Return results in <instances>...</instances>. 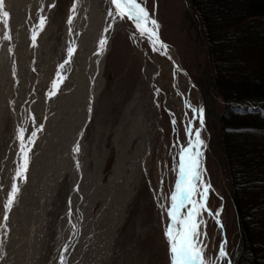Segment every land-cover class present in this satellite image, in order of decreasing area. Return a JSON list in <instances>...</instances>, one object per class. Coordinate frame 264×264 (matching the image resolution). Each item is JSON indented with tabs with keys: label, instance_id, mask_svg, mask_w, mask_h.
Listing matches in <instances>:
<instances>
[{
	"label": "bare ground",
	"instance_id": "obj_1",
	"mask_svg": "<svg viewBox=\"0 0 264 264\" xmlns=\"http://www.w3.org/2000/svg\"><path fill=\"white\" fill-rule=\"evenodd\" d=\"M101 1L76 0L66 18L61 44L65 58L59 64V53L52 54L47 43L55 29L51 20L56 0H5V10L9 13L7 24L0 17V264H21L19 255L22 258L27 255L26 264H36L44 251L48 212L59 184L65 179L70 185V196L57 227L55 255L50 264H61V257L65 264H86L89 260L90 264H96L109 259L116 232L125 221L127 206L138 186L141 171L146 169L145 161L150 151L149 133L146 132L132 155H128L126 148L129 146L119 143V131L114 146L120 154L113 175L104 185L106 153L95 149L99 134L95 135L91 150L85 141L104 83V58L120 25L139 37L145 47L151 46L149 57L154 64L151 83L162 95H166L165 85L168 86L170 93L166 106L183 132L180 147L187 145L189 138L185 127L190 120L194 130L198 129L200 107L195 99H187L184 91L179 93L181 83L172 60L175 53L168 48L166 53L162 48L155 50L151 39L141 35L133 22L116 15L111 1L107 8L100 10ZM42 17L46 22L41 29ZM34 33L35 43L32 40ZM101 40H106L103 48ZM70 48L74 49L71 57L68 55ZM54 83L57 85L55 95H50ZM156 105H159V99ZM8 125H11L10 136L6 135ZM21 128L25 130V144L31 134L36 133L34 143L28 144L30 160L25 180L16 178L22 163V144L18 139ZM200 132L206 145L203 149L205 169L208 134L205 130ZM4 140L8 145H4ZM77 144L79 153L73 151ZM204 181L209 183L207 173ZM13 184L20 191L5 222L4 205ZM211 190L212 187L207 207L213 212L208 205ZM99 202L102 206L93 215ZM76 214L73 231L65 234L66 224ZM204 218L207 224L212 217L205 213ZM72 244L73 248L67 249ZM101 249L105 251L103 260H94ZM208 257L215 264H222L219 252Z\"/></svg>",
	"mask_w": 264,
	"mask_h": 264
},
{
	"label": "rangeland",
	"instance_id": "obj_2",
	"mask_svg": "<svg viewBox=\"0 0 264 264\" xmlns=\"http://www.w3.org/2000/svg\"><path fill=\"white\" fill-rule=\"evenodd\" d=\"M75 4L76 0H56L55 3L51 20L55 29L49 35L47 43L50 44L52 54L59 53V64L63 63L65 58L61 44L66 18ZM108 5L109 0H103L99 9L104 10ZM142 5L158 22L159 37L175 50L184 69L200 89L206 107L203 88L207 89L209 84V74L212 71L211 56L191 0H143ZM108 47L103 66L104 83L96 100L85 139L91 150L94 137L99 134L95 149L106 153L103 184H107L113 175L120 154L114 146L119 131V143L129 146L126 148L128 155H132L146 132L149 133L150 151L145 161L146 169L141 171L138 186L127 206L125 221L116 232L109 259L103 260L105 251L101 249L102 252H99L94 260H103L96 264H170L169 244L165 236L169 217L165 209L170 207V192L177 181L175 167L179 159L183 132L176 121L173 124L175 119L166 106L170 93L168 86L165 85L166 95L156 92L152 86L154 64L149 57L151 46L145 47L139 37L120 25ZM54 70L52 68V71ZM250 70L248 67L246 73L252 76V70L248 73ZM155 80L158 81L156 77ZM224 109L225 105L220 99L214 110L210 108L208 112L206 107L208 144L204 165L212 187L208 205L214 213L220 212L223 228H220L213 217L210 218L207 222L205 243L207 256L213 252L216 255L224 244L227 256L223 258L222 264H233L240 249V238L231 197L232 189L218 137L220 127L216 122V115H221ZM10 128L11 125H8V136L11 134ZM4 145H8L7 140H4ZM69 196L70 185L65 179L59 184L48 212L44 251L38 256L36 264H50L54 258L57 227L67 208ZM101 206V202L97 203L92 214L95 215ZM70 220L72 223L68 222L64 228L65 234L68 235L76 225L77 214ZM69 248L72 249L73 244L67 249ZM25 256L22 258L19 255L21 264H26ZM88 263L90 264L91 260Z\"/></svg>",
	"mask_w": 264,
	"mask_h": 264
},
{
	"label": "trees",
	"instance_id": "obj_3",
	"mask_svg": "<svg viewBox=\"0 0 264 264\" xmlns=\"http://www.w3.org/2000/svg\"><path fill=\"white\" fill-rule=\"evenodd\" d=\"M191 6L211 56L206 107L225 105L216 122L240 238L233 264H264V0Z\"/></svg>",
	"mask_w": 264,
	"mask_h": 264
},
{
	"label": "snow or ice",
	"instance_id": "obj_4",
	"mask_svg": "<svg viewBox=\"0 0 264 264\" xmlns=\"http://www.w3.org/2000/svg\"><path fill=\"white\" fill-rule=\"evenodd\" d=\"M115 5L116 15L121 18H127L134 23L136 29L141 35H147L155 50L164 49L167 52V46L159 39L158 22L150 16L148 10L142 6L143 0H111ZM5 0H0V17L3 22L7 24L9 13L5 10ZM112 16L113 12H109ZM46 22V18L42 17L39 22V27L42 29ZM71 22V21H69ZM10 39V37H7ZM35 43L36 34L32 36ZM106 44V40L100 41L101 48ZM74 49L68 50V55L71 57ZM70 61H66L69 63ZM63 68V65H61ZM63 77L60 78L62 82ZM57 85L54 83L53 91L50 95H55ZM196 112V109H193ZM201 125L203 124V109L199 110L198 116ZM175 124V120H173ZM42 130V129H41ZM188 142L186 146H182L179 152V159L175 170L177 172V181L174 191L170 195V207L167 211L169 217V225L165 230V236L169 244V259L170 264H215V261L206 255V220L204 214L213 217L216 223L223 228L219 220L220 212L213 213L207 207V197L210 191V184L204 181L205 169L203 167V149L206 147L204 140L201 138L199 129L194 130L193 121H189L185 127ZM36 133L33 132L29 138L28 144L34 143ZM18 139L21 141L22 148V163L19 165L16 172V178L20 180L26 179V172L28 170L30 157L28 155L30 148L28 144L24 143L25 130L20 129L18 132ZM74 152L79 153V144L73 149ZM77 167L79 163L77 162ZM20 189L16 184L12 185L9 193V198L4 205L3 221L8 220V212L17 201V194ZM6 228V225H4ZM67 249H65L66 251ZM227 256L225 245L222 244L219 249V257L225 258ZM61 264H65L63 257H61Z\"/></svg>",
	"mask_w": 264,
	"mask_h": 264
},
{
	"label": "water",
	"instance_id": "obj_5",
	"mask_svg": "<svg viewBox=\"0 0 264 264\" xmlns=\"http://www.w3.org/2000/svg\"><path fill=\"white\" fill-rule=\"evenodd\" d=\"M159 39L160 41L163 42L164 45L167 46L168 49H171L175 53V57L174 58L171 57V58L172 60L174 59L175 69L179 76V81H180L179 83H181L180 84L181 87H179L180 88L179 93L181 94V92L184 91L187 99L188 97L191 99H195L197 103L199 104V107H200L199 110L203 109V124L201 125L200 120H199L198 129L200 131L202 130L206 131V107H205V101H204V98H203V95L200 89L196 86V84L193 82V80L191 79L187 71L184 69L175 50L170 45H168L166 42H164L160 37Z\"/></svg>",
	"mask_w": 264,
	"mask_h": 264
}]
</instances>
